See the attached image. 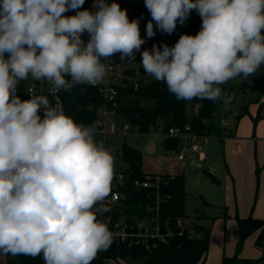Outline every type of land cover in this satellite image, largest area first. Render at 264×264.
<instances>
[{
  "label": "clouds",
  "instance_id": "1",
  "mask_svg": "<svg viewBox=\"0 0 264 264\" xmlns=\"http://www.w3.org/2000/svg\"><path fill=\"white\" fill-rule=\"evenodd\" d=\"M0 0V255L44 264H92L113 242L98 215L110 211L115 160L97 125L67 115L48 97L16 94L21 81H46L51 93L105 81L107 65L135 61L177 99L224 100L221 85L264 65V0H144L155 29L171 35L195 10L196 35L141 51L139 20L116 2ZM74 11L75 15H65ZM85 35L87 38L85 39ZM42 112V115H41Z\"/></svg>",
  "mask_w": 264,
  "mask_h": 264
},
{
  "label": "rangeland",
  "instance_id": "2",
  "mask_svg": "<svg viewBox=\"0 0 264 264\" xmlns=\"http://www.w3.org/2000/svg\"><path fill=\"white\" fill-rule=\"evenodd\" d=\"M154 30L158 35L161 33L155 26ZM175 32L178 36L174 35ZM140 34L146 41L141 51L151 49L158 35L147 38L146 29ZM169 37L179 39V32L175 30ZM137 57H141L140 52L135 53V61L123 63L119 54L112 57L116 72L122 73L125 69L136 72L133 75L122 73L126 79L123 86L133 85L135 88L134 84L139 83ZM260 70L246 80L237 77L221 85L223 92L231 91L235 98L227 104L223 99L213 102L212 115L221 123L214 119L211 127L215 135L211 132L210 136H200L195 140L202 146L203 158L188 152L184 160L179 161L176 156L179 150H183L184 143L180 145L178 141L177 149L171 153L162 144V132L139 133L134 127L127 133L104 135L97 131V140L111 147L119 168L126 167L120 153L121 146L127 144L141 153L142 173L182 174L186 194L184 209L189 219L198 222L202 218L212 220L217 216L211 225L205 264H221L223 258L234 255L239 259H257L262 255V248L255 243L257 230H252L240 241L237 223V218L264 217V79L259 76ZM152 78L146 73L141 83ZM107 120L116 125L124 121L121 116H109ZM231 132L233 136L227 137ZM164 162L167 166L162 167ZM0 264H7L6 256L0 255ZM105 264L136 262L125 258L106 260Z\"/></svg>",
  "mask_w": 264,
  "mask_h": 264
},
{
  "label": "trees",
  "instance_id": "3",
  "mask_svg": "<svg viewBox=\"0 0 264 264\" xmlns=\"http://www.w3.org/2000/svg\"><path fill=\"white\" fill-rule=\"evenodd\" d=\"M112 2V0H109ZM93 0H85L82 9L92 10ZM126 9L129 20L138 19L140 33L146 29V25L151 17L149 11L145 7L144 0H126L121 6ZM65 15H75L74 11H69ZM201 18L199 14L193 10L187 22L184 25L177 23L176 30L183 34L196 35L201 27ZM87 35H85V39ZM178 38H170L168 34L160 33L155 40L156 45L168 44L173 46ZM139 62V83L133 88L131 86H122L118 88L116 97L117 105L114 108L116 116L128 122L132 127L136 128L139 133H149L151 128L157 124H161L164 131L174 126H184L188 124L190 130L199 135L207 136L214 133L212 126V105L213 100L193 99L190 101L177 99L171 94L167 85L163 82L152 78L147 83H141L145 80L146 72L141 64V57H137ZM122 73L133 75L136 72L133 69H125ZM259 76L264 79V65L261 66ZM22 81L18 87L21 86ZM17 87V88H18ZM62 107L67 115L72 116L77 122L85 125L95 123L96 108L100 103L97 91L90 85H78L71 92H59ZM92 99H95L92 101ZM146 104H142L143 102ZM245 107L240 112L242 114ZM177 138L164 137L163 146L165 149H177ZM141 153L127 144L121 146V159L125 162L124 171L131 178L143 179L144 173L140 170ZM138 168V170H137ZM171 177L168 179L164 191L170 194V198L162 206V217H168L171 220V228L174 233L170 238V244L159 243L150 251H146L141 246H126L113 240L112 245L107 251L100 252L92 261V264H105L106 260L125 259L135 261L136 264H196L205 254L208 247V237L210 227L194 224L196 235L192 238L178 236L176 233V219L189 218L184 211V177L182 174L165 175ZM131 197L127 202L132 203L128 209L135 211L137 205L141 203L140 196L137 195L133 188H129ZM136 193V194H135ZM240 241L252 230H257L262 223L259 218L245 217L237 218ZM256 245H259V236L255 239ZM262 255L257 259H239L236 255L229 258H223L221 264H264V241L262 245ZM7 257V264H44L42 257L35 259L29 256L11 255Z\"/></svg>",
  "mask_w": 264,
  "mask_h": 264
},
{
  "label": "built area",
  "instance_id": "4",
  "mask_svg": "<svg viewBox=\"0 0 264 264\" xmlns=\"http://www.w3.org/2000/svg\"><path fill=\"white\" fill-rule=\"evenodd\" d=\"M101 62L107 65L105 81L95 87L91 86L97 91L100 98V103L96 108L97 131L104 135L117 132L127 133L133 128L128 122L123 121L116 125L107 120L109 116H116L114 108L117 105L118 88L125 84L126 79L122 73L116 72L113 58L102 59ZM134 86L136 87L137 84L135 83ZM30 88H35L37 94L46 95L53 106H62L59 92L51 93L50 85L46 81H33L31 78L22 81L16 94L22 100L29 99ZM151 132H162L164 137L177 138L180 145L184 143L183 150H179L176 156L179 161H183L188 152H194L200 158L204 156L202 146L195 141L200 136L193 133L188 124L181 127H170L167 131L163 130L161 124H157L151 128ZM168 151L172 153L175 150L169 149ZM169 178L171 177L160 174H144L143 179L131 178L124 168L115 169L111 192L104 201L110 211L98 215V218L108 225L115 242L128 247L141 246L146 251H150L157 244H166L170 241L174 234L170 226L171 220L161 215L163 204L170 198V194L164 191ZM129 188H133L141 198V203L132 212L129 210L130 208L128 209L130 204L132 207V203L127 202V199L131 197ZM261 220L262 223L257 229L260 242L257 246L259 247H262L264 241V217ZM194 224L189 218H177L175 234L192 238L196 235Z\"/></svg>",
  "mask_w": 264,
  "mask_h": 264
},
{
  "label": "crops",
  "instance_id": "5",
  "mask_svg": "<svg viewBox=\"0 0 264 264\" xmlns=\"http://www.w3.org/2000/svg\"><path fill=\"white\" fill-rule=\"evenodd\" d=\"M149 20H151V17L149 18ZM154 23V26H155V22H153ZM158 34H157V32L155 33V36H154V38L157 36ZM174 35H176V36H178V34L175 32V34ZM159 36V35H158ZM157 36V37H158ZM179 37H180V33H179ZM155 40H156V38H155ZM215 119V117L214 116H212V121ZM214 121H216V122H219V123H221V121L219 120V119H215ZM214 126H217L215 123H214ZM211 135H215V133H213V134H211ZM210 136V135H209ZM216 136H218V137H220L221 138V136L220 135H216ZM233 135H232V132H231V134L230 135H228L227 137H232ZM131 147H133V146H131ZM120 157H121V155H120ZM165 166H167V163H163L162 164V167H165ZM114 167H115V169H118L119 167H120V165L119 164H115L114 165ZM184 211H185V209H184ZM217 218V216H215V218L214 219H212V220H209V219H205V218H202L201 220H199L198 222L197 221H195V219H192L193 220V222L195 223V224H198V225H202V226H205V227H210V231H211V225H212V223H213V221L215 220ZM259 219H262V218H259ZM210 234V233H209ZM208 240H209V237H208ZM206 254H207V251L205 252V254L200 258V260L196 263V264H205V259H206Z\"/></svg>",
  "mask_w": 264,
  "mask_h": 264
},
{
  "label": "water",
  "instance_id": "6",
  "mask_svg": "<svg viewBox=\"0 0 264 264\" xmlns=\"http://www.w3.org/2000/svg\"><path fill=\"white\" fill-rule=\"evenodd\" d=\"M113 2V0H112ZM114 2L118 3L120 5V7L126 3V0H114ZM224 95L227 97L228 101L232 102L233 99L235 98V96L233 95V93L231 91H226V92H223ZM95 99H92V101H94ZM121 155V153H120ZM138 170V168H137ZM170 244V241H168L167 245Z\"/></svg>",
  "mask_w": 264,
  "mask_h": 264
}]
</instances>
